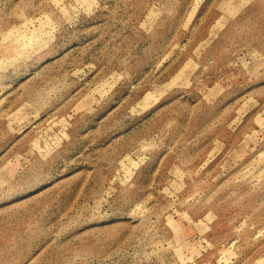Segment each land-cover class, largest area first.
I'll return each mask as SVG.
<instances>
[{"label":"rangeland","instance_id":"obj_1","mask_svg":"<svg viewBox=\"0 0 264 264\" xmlns=\"http://www.w3.org/2000/svg\"><path fill=\"white\" fill-rule=\"evenodd\" d=\"M0 264H264V0H0Z\"/></svg>","mask_w":264,"mask_h":264}]
</instances>
